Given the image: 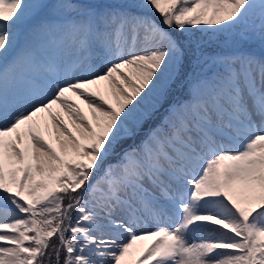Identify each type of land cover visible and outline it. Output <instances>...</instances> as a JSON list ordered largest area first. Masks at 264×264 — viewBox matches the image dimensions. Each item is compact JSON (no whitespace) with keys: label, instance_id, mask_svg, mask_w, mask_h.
Here are the masks:
<instances>
[{"label":"snow or ice","instance_id":"snow-or-ice-1","mask_svg":"<svg viewBox=\"0 0 264 264\" xmlns=\"http://www.w3.org/2000/svg\"><path fill=\"white\" fill-rule=\"evenodd\" d=\"M0 264H264V0H0Z\"/></svg>","mask_w":264,"mask_h":264},{"label":"trees","instance_id":"trees-1","mask_svg":"<svg viewBox=\"0 0 264 264\" xmlns=\"http://www.w3.org/2000/svg\"><path fill=\"white\" fill-rule=\"evenodd\" d=\"M197 35H199V34H197ZM221 39H223V38H221ZM208 47H210V50H212L213 48H214V45H208ZM186 71H188V70H190L189 68H186L185 69ZM181 94H183V95H185L186 94V92H185V90L184 89H180V88H174V91L172 92V95H171V98H174V97H179ZM160 118V117H159ZM158 121V120H157ZM148 123V122H147ZM146 127V124H145V126H144V128ZM139 138V137H138ZM130 141L131 140H128V141H126L125 142V146H127V144H129L130 143Z\"/></svg>","mask_w":264,"mask_h":264},{"label":"rangeland","instance_id":"rangeland-1","mask_svg":"<svg viewBox=\"0 0 264 264\" xmlns=\"http://www.w3.org/2000/svg\"><path fill=\"white\" fill-rule=\"evenodd\" d=\"M206 50H208V51H211L210 50V47H207V49ZM161 112H159V113H157L153 118H156L157 117V115H159ZM161 115V114H160ZM147 127H149V125L147 124ZM150 127H152V126H150ZM149 127V128H150ZM143 135L140 133V135L138 136L139 137V139L142 137ZM131 143H133V142H130L129 144H131Z\"/></svg>","mask_w":264,"mask_h":264}]
</instances>
